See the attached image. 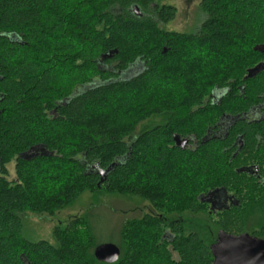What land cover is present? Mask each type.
<instances>
[{
	"label": "trees",
	"instance_id": "1",
	"mask_svg": "<svg viewBox=\"0 0 264 264\" xmlns=\"http://www.w3.org/2000/svg\"><path fill=\"white\" fill-rule=\"evenodd\" d=\"M172 1L0 0V264H104L92 212L55 227V245L23 234L25 215L53 216L84 192L148 205L108 236L114 264H212L220 230L264 241V189L236 173L264 160V120L201 140L215 89H232L222 109L237 117L264 103V70L244 79L264 62V0H198L191 32L166 29ZM216 190L239 205L213 214L201 198Z\"/></svg>",
	"mask_w": 264,
	"mask_h": 264
},
{
	"label": "rangeland",
	"instance_id": "2",
	"mask_svg": "<svg viewBox=\"0 0 264 264\" xmlns=\"http://www.w3.org/2000/svg\"><path fill=\"white\" fill-rule=\"evenodd\" d=\"M171 5L176 9V16L166 27L167 30L191 32L201 22L198 0L172 1ZM7 170L10 180L14 176L13 164L7 166ZM147 211H150L148 205L135 197H122L107 193L97 195L84 192L72 204L54 213L53 216L25 215L23 234L31 242L42 240L55 245L52 237V231L55 227L63 228L69 221L92 212L94 232L100 238V242L107 243L110 241L109 235L118 237L121 225L126 219L140 218ZM185 218H194L192 219L194 221L195 218L198 219L196 221L204 219L203 216L188 214Z\"/></svg>",
	"mask_w": 264,
	"mask_h": 264
},
{
	"label": "water",
	"instance_id": "3",
	"mask_svg": "<svg viewBox=\"0 0 264 264\" xmlns=\"http://www.w3.org/2000/svg\"><path fill=\"white\" fill-rule=\"evenodd\" d=\"M132 10L136 17L141 16V12L137 6H133ZM254 50L262 53L264 52V45L256 46L254 47ZM107 57L110 58L111 54ZM133 70L129 69L124 75L131 74V72H134ZM262 70H264V63L258 64L254 68L248 70L245 79L253 78ZM172 139L175 146L180 149H184L188 143L187 139H180L177 135H174ZM33 152H36V149H33L31 153H27V156H32ZM106 172H99V183H102L104 180ZM222 195L225 196V192L216 190L201 198V201L211 203V211H214V204ZM217 208L219 209L221 207ZM209 250L213 258L212 264H264V241L246 233L231 235L220 230L217 232L216 240L210 246ZM93 256L98 262L114 264L119 259L120 251L114 244L105 243L97 245L94 248Z\"/></svg>",
	"mask_w": 264,
	"mask_h": 264
},
{
	"label": "flooded vegetation",
	"instance_id": "4",
	"mask_svg": "<svg viewBox=\"0 0 264 264\" xmlns=\"http://www.w3.org/2000/svg\"><path fill=\"white\" fill-rule=\"evenodd\" d=\"M262 63L264 62L258 64ZM232 92V89H229L228 87L218 88L211 92L209 96V105L214 106L215 115H213V118L211 120V122H213V125L209 124L204 138L201 139L202 142L205 140L225 141L228 134L232 131V128L238 121H243L246 124H250L264 120V103L262 102L260 104H257L256 106H250L247 111H242L241 115H238V117L235 114L223 110L222 101L225 100ZM239 93L242 94L241 89ZM207 102L208 99H205L203 104L206 105ZM187 141V148L191 149L192 147L196 146V140L187 139ZM244 146L245 145L243 143L242 136H240L238 138H235L234 143L231 146L226 147L225 150H232V157H235L237 153H239V151L243 150ZM236 173H245L247 176L252 177L256 183H259L260 189H264V160L253 161L251 159L242 162L241 165L236 169ZM235 197L236 196L234 194H225V196H220L219 200H216V203L214 204L215 210L212 211V213L216 215L218 213H221L222 210L229 208L230 206L237 207L239 205V201ZM206 205L208 209H211V203H206ZM217 207L221 208L218 209Z\"/></svg>",
	"mask_w": 264,
	"mask_h": 264
}]
</instances>
